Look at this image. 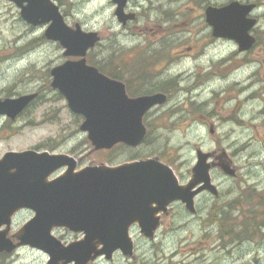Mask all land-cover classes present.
<instances>
[{"label":"rangeland","instance_id":"rangeland-1","mask_svg":"<svg viewBox=\"0 0 264 264\" xmlns=\"http://www.w3.org/2000/svg\"><path fill=\"white\" fill-rule=\"evenodd\" d=\"M58 1L69 14L68 20L72 15L95 14L90 6L81 9L79 0ZM8 10L7 6L0 10V97L17 99L37 93V98L14 121L0 116V158L8 152L29 150L67 154L78 160L79 170L89 165L117 166L133 157H158L185 183L196 150L211 152L215 163L227 161L235 170L234 178L220 169L212 171L218 198L197 197L195 215L173 205L152 242L132 230L136 259L128 262L116 257L113 264H264V33L258 32L261 41L252 67L247 65L221 78L201 77L195 89L192 79L184 89L181 83L164 108L152 113L144 143L137 148L119 145L96 152L79 129L83 118L73 114L63 96L50 86L51 69L65 61L62 48L45 40L46 27L27 29L12 21ZM12 14L15 17L16 12ZM104 17L88 20V26L109 35ZM21 42L25 43L23 49ZM124 48L102 44L90 55L94 61L98 55L111 56L105 70L113 73L115 63L135 60L128 53L120 55ZM22 50L25 54L17 58ZM138 69L140 63L129 68ZM31 218L28 210L18 213L9 235ZM52 234L64 245L77 240L76 234L65 229H55ZM1 257L0 264L48 261L47 254L28 247L13 253L12 258Z\"/></svg>","mask_w":264,"mask_h":264},{"label":"water","instance_id":"water-1","mask_svg":"<svg viewBox=\"0 0 264 264\" xmlns=\"http://www.w3.org/2000/svg\"><path fill=\"white\" fill-rule=\"evenodd\" d=\"M13 1L21 7V17L28 24H49L45 37L59 43L63 56L81 57L52 68L50 86L64 97L73 114L83 118L79 129L86 134L93 151L110 150L117 144L132 148L140 145L146 135L144 114L162 105L166 96L129 98L123 84L86 65V52L99 41L96 33L68 27L49 0H26V7H22L23 0ZM232 8L208 11L213 35L239 38L243 40L241 44L246 41L251 45L253 41L246 40V30L215 23L217 13L230 15ZM245 47L240 46V50ZM36 97L37 94H29L0 100V116L15 120ZM212 158L213 153L196 150L191 179L180 184L173 170L156 158L115 167L88 166L76 171V160L66 154L8 152L0 159V228L6 227L0 230V254L29 246L46 252L50 257L48 264H87L99 257L111 259L116 251L132 258L129 229L133 225L151 241L160 226L157 214L165 213L171 204L179 202L194 214L198 195L208 192L218 196L210 176L214 168H220L228 177L235 176L228 162H210ZM62 169L61 175L49 180ZM22 209L31 210L34 217L14 236L19 240L14 245L6 235L12 217ZM54 228L80 232L84 237L63 246L51 235Z\"/></svg>","mask_w":264,"mask_h":264},{"label":"flooded vegetation","instance_id":"flooded-vegetation-1","mask_svg":"<svg viewBox=\"0 0 264 264\" xmlns=\"http://www.w3.org/2000/svg\"><path fill=\"white\" fill-rule=\"evenodd\" d=\"M49 1L58 8L67 26L72 29L79 27L83 33L98 35V43L85 55L88 66L96 68L104 76L123 84L130 98L160 93L167 97L165 104L170 99V95L180 88V84L183 83L182 89H184L190 79L194 81L191 88L195 89L201 84V77L221 78L232 72L240 71L247 65L252 67L254 52L261 41L258 32L264 33V0H120L119 3L114 0H79L81 9L84 6H90L95 14L90 16L86 14L85 17L80 15L77 18L72 15L70 20H68L69 14L64 11L60 1ZM27 5L28 2L23 0L22 7ZM5 6L9 9L11 20H17L18 24L25 28H47L44 24L33 26L24 21L21 17V7L15 1L0 0V10ZM228 6H233L232 13L225 16L217 13L214 18L215 23L220 26L246 30L245 37L246 40L252 39L251 45H248L246 41L241 44L243 40L239 38L231 40L213 35V26L210 23L208 11H218ZM118 9H121L120 17L117 15ZM13 11L16 12L15 17L12 14ZM98 17H104V26L108 23L109 35L88 26V20ZM21 37L22 35L20 39ZM43 37L45 38V30ZM102 44L104 46L105 44L124 46V50L119 51L120 55L128 53V56L135 60L115 63L114 72H107L105 67L106 64L109 67L111 56L98 55L94 61L90 55L96 47L99 48ZM20 46L23 49L25 43L21 42ZM240 46H246V49L240 50ZM259 49V54H262L263 50L261 51V47ZM24 54L22 50L16 57L20 58ZM63 58L64 62L81 59V57L64 56ZM121 58L123 59L124 55ZM133 63H140V69L129 70ZM7 98L9 97H0V100ZM164 105L152 108L143 116L146 126L152 113L163 109ZM202 195L209 196L208 193L200 196ZM172 208L165 214H160L161 225L169 217ZM134 229L139 232L134 226L130 229V233ZM9 232L6 239L16 244V238L13 235L10 236ZM76 236L77 240L82 237L81 234H76ZM13 253L2 254L0 257L12 258ZM116 257L128 262L136 259V255L132 259H126L120 252H116L110 260L100 258L89 264H98L101 261L113 264Z\"/></svg>","mask_w":264,"mask_h":264},{"label":"trees","instance_id":"trees-1","mask_svg":"<svg viewBox=\"0 0 264 264\" xmlns=\"http://www.w3.org/2000/svg\"><path fill=\"white\" fill-rule=\"evenodd\" d=\"M134 158V157H133Z\"/></svg>","mask_w":264,"mask_h":264}]
</instances>
